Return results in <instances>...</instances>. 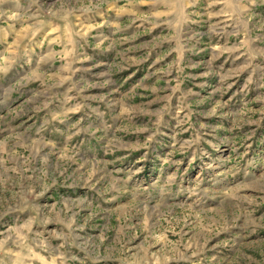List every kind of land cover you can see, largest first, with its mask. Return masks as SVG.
<instances>
[{"label": "rangeland", "instance_id": "rangeland-1", "mask_svg": "<svg viewBox=\"0 0 264 264\" xmlns=\"http://www.w3.org/2000/svg\"><path fill=\"white\" fill-rule=\"evenodd\" d=\"M1 6L19 40L138 47L45 79L14 34L0 40V264H264V40L262 52L197 65L166 29L142 71L146 22L183 5Z\"/></svg>", "mask_w": 264, "mask_h": 264}, {"label": "crops", "instance_id": "crops-1", "mask_svg": "<svg viewBox=\"0 0 264 264\" xmlns=\"http://www.w3.org/2000/svg\"><path fill=\"white\" fill-rule=\"evenodd\" d=\"M165 2L168 9L174 3L178 7L183 5L184 12L178 10L176 17L168 11L161 12L168 16L167 20L158 21L154 25L152 21L146 22L148 26L144 27L143 32V35L147 37L144 40L143 52L146 59L143 61L142 71L148 69L146 63L152 57L153 46L158 42L167 41L154 40L166 29L172 30L176 38L173 41L182 47L183 59L190 56L193 61L200 60L197 65H202L203 60L216 59L223 61L226 65L227 61L232 60L234 53L248 57L253 51H263L264 0H165ZM20 11L17 9L11 12L16 14ZM7 12H9L8 9L4 10L2 6L0 7V40H4L3 44L8 45V37H11L9 33L14 34L16 44L24 45V55L27 57L24 60L26 69L35 67L41 70L45 74V79L46 76L51 77L52 74L48 72L54 67H63L72 59L92 56L95 52L96 56L101 58L103 66H107L115 55L121 57L124 51L134 53L138 47V40H105L104 38L100 40L99 37L97 40H80V37L74 40L59 37L52 40L47 38L41 40L40 37L37 40H19L15 18L8 19ZM118 25L119 27L113 30L122 31L124 28L121 26L122 21ZM186 42L192 45L190 53L189 49L188 51L185 49ZM111 45L113 47H110ZM4 51L0 53V61L2 58L5 59ZM30 53H32L31 57H29ZM132 60L135 59L130 57V61ZM19 66L21 67L20 64ZM124 69L134 70L130 67ZM36 76L39 80L43 77L38 72Z\"/></svg>", "mask_w": 264, "mask_h": 264}]
</instances>
